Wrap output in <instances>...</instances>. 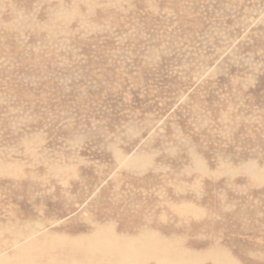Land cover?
Returning a JSON list of instances; mask_svg holds the SVG:
<instances>
[{
	"label": "rangeland",
	"instance_id": "rangeland-1",
	"mask_svg": "<svg viewBox=\"0 0 264 264\" xmlns=\"http://www.w3.org/2000/svg\"><path fill=\"white\" fill-rule=\"evenodd\" d=\"M149 235L264 264V0H0V258Z\"/></svg>",
	"mask_w": 264,
	"mask_h": 264
},
{
	"label": "bare ground",
	"instance_id": "bare-ground-1",
	"mask_svg": "<svg viewBox=\"0 0 264 264\" xmlns=\"http://www.w3.org/2000/svg\"><path fill=\"white\" fill-rule=\"evenodd\" d=\"M103 233L99 234L96 236V238L94 239H90L89 241V245H88V249L87 252L90 255H95L96 252V248L97 246H103L99 252L100 255H107V257H111L109 254H116L117 249H115L116 251H114L113 249H110L112 243L114 242V237L111 235V233H109L110 231L106 230V231H101ZM143 237V235H142ZM67 239V238H66ZM63 240V239H62ZM76 240V239H75ZM59 241V240H58ZM63 242V241H62ZM133 242V241H132ZM67 243V242H65ZM76 243V242H74ZM59 244V243H58ZM60 245V244H59ZM161 243H159L158 239L153 236V235H149L147 237L142 238L141 240H139L138 242L134 243L133 247L130 248V255H128V257L130 256L131 258V262L125 257V256H121L120 259V264H141L142 262H140L142 260V258H154L156 260V264H168L165 260L167 259L168 256H172V254H170L167 251L166 245H161L163 246L161 248ZM128 246V242L124 245L123 247L126 249V247ZM65 247V246H64ZM79 248V247H78ZM160 249V250H159ZM58 250H61V246L58 248ZM63 250V248H62ZM65 250V249H64ZM83 250V248H82ZM139 250V251H138ZM85 252V251H84ZM83 252V253H84ZM60 253V252H59ZM79 253V252H78ZM219 253V252H218ZM215 254V253H213ZM182 255H185L182 254ZM187 256V255H186ZM195 256V255H194ZM204 256V255H203ZM216 256V255H215ZM197 257V256H196ZM25 258V257H24ZM216 258V257H215ZM110 259V258H109ZM199 259V258H198ZM209 259V258H208ZM33 260V259H32ZM112 260V259H111ZM110 260V264L112 263ZM147 260V259H146ZM213 260V259H212ZM221 260V259H220ZM61 261V260H59ZM100 261V260H99ZM113 261V260H112ZM223 261V260H222ZM226 261V259H225ZM7 262V261H6ZM4 260H2L0 258V264H7ZM20 262V261H19ZM53 262V261H52ZM102 262V261H101ZM224 262V261H223ZM231 263V262H229ZM46 264H50L46 263ZM68 264V263H67ZM98 264V263H96ZM100 264V263H99ZM143 264V263H142ZM181 264H201V263H197L195 260H183ZM226 264V263H224Z\"/></svg>",
	"mask_w": 264,
	"mask_h": 264
}]
</instances>
